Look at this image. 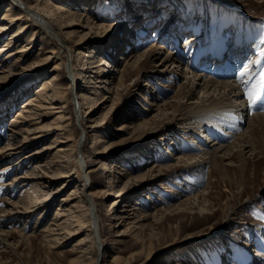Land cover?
Instances as JSON below:
<instances>
[{
	"label": "rangeland",
	"instance_id": "obj_1",
	"mask_svg": "<svg viewBox=\"0 0 264 264\" xmlns=\"http://www.w3.org/2000/svg\"><path fill=\"white\" fill-rule=\"evenodd\" d=\"M11 1L0 0V23ZM20 1L26 3L33 0L12 2L15 4ZM49 1L81 18L78 26L68 29L75 30L76 34L67 37L63 31L56 29L61 40L59 35H53L56 37L50 39L49 31L45 32L38 21L25 13L20 22H14L12 30L0 34L1 48L17 28H22L21 41L16 46L27 47L21 62L23 69L47 57L51 58L48 64L40 68L19 71L20 68L13 66V75L0 82V148L7 145L11 123L24 109L23 103L36 95L43 81L56 75L53 70L55 67H58L62 79L55 89L58 91L59 102L54 103L64 107L63 125L66 127L65 131L55 129H60V123L56 120L58 114L55 113V108L60 105L52 108L47 106L41 110L39 118L23 126L24 132L17 139L27 141L23 151L14 158H2L0 264H70L75 260L78 253L73 252L72 248L78 240L89 234V229L73 237L68 231H57L56 214L60 208L79 202L80 199L73 202L66 200L73 190L80 189L86 183L87 178H90V192L95 195L92 203L99 223L98 232L94 229L99 251H92L90 264H94L98 256L97 264H110L115 258L120 260V264H260L261 258L258 259L256 254L260 251L257 244L264 239V156L248 154L244 172L237 162L226 163L223 169L217 166L213 168L211 163H207L204 171L197 175L196 169L186 170L181 165L177 166L176 158L187 153L188 143L194 141L192 145L197 147L200 137L197 139L195 135L198 131L194 130L195 133L190 134L182 129L179 122L163 135L153 130L145 132V135L144 131L133 135L131 128L138 125L139 121L154 116L157 109L155 105L172 108L169 113L177 109L178 105L173 98L185 80L184 71H187V66L197 62V72L211 62L208 69L213 68L215 59L223 50L226 51L225 56L230 54L233 59L235 73L231 79L238 81L242 74V79L248 77L247 74L256 77L252 82L260 85L257 102L261 100L264 97V85L261 83V73L264 72V0ZM17 11L13 9L9 12L14 19L20 17ZM47 18L43 16V19ZM87 19L90 26L84 23ZM101 24L106 28L99 32L96 27ZM52 32L55 34V30L49 33ZM188 37L197 40L188 43ZM121 38L129 40L130 47L127 46V51L116 53L113 47ZM153 44L156 45L154 57L147 60L139 72L130 76L127 88L120 89L119 94L108 92L109 82L97 83L98 94L109 97L96 115L97 120L106 117V125L98 127L100 130L97 133L91 131L89 124L92 121H88L84 108L88 106L85 102H91L92 98L82 100V109L81 104L75 100L79 90H85L91 96L96 95L92 94L97 89L93 88L95 83L86 78L92 75L90 67L103 58L108 62L104 70L115 71L112 75L107 73L110 76L108 80L113 82L118 76L116 69L125 66L121 57L131 51L136 54L146 53L152 49ZM16 46L9 49H15ZM256 46H259L258 51ZM230 50L234 51L231 53ZM168 51L177 53L180 58L179 77L159 75L158 71L165 70L161 63ZM6 52H0L2 59L6 58ZM83 52L87 55L84 56ZM235 53L238 55L235 56ZM111 54L116 60L119 59L116 63L110 59ZM206 57L210 61L205 63ZM247 66L250 72L244 74ZM71 83L75 85L74 92L69 90ZM199 96L196 92L192 99L182 103L186 106L195 104ZM255 105L251 104L252 107ZM252 115L248 112L246 116L247 126L249 116ZM191 121L192 127L197 124L196 119ZM123 126L127 128L119 130ZM27 131H32V135ZM40 133L45 135L44 138L33 141L35 134ZM98 134L106 140L107 145H112L110 154L120 158L121 165L131 173L128 178L121 175L125 178L124 183L128 182L124 193L126 199L131 201L127 203L141 201L143 196L149 197L145 204L149 216L142 226L133 229L134 236L119 237L116 221L107 214L109 203L118 200L117 193L124 188V183H114L110 189V179L115 178L116 181L120 174L110 177L105 170H98L97 162L100 159L94 154L97 146L94 137ZM262 135L264 140V132ZM68 141L71 142L66 144ZM11 142L16 144L17 141ZM65 145H76L69 161L70 173L74 174L72 184L61 189L67 178H60L64 169L58 167L56 161L59 160V149ZM30 154L36 155L35 160H26L24 164L18 165ZM15 163V167L2 171ZM156 164L173 168L160 172L159 167L153 168ZM152 171V177L144 182L134 184L131 181L137 174ZM26 174L34 176L38 182H52L47 192L46 189L37 192V203L33 200L34 194L30 196L23 190L25 179L21 178ZM17 178L20 181L15 182ZM12 182L14 184L10 187L8 184ZM206 188V201L212 210L198 211L196 205L192 208L182 207L180 210L173 208ZM111 190H114L112 193L115 196H108ZM120 199L117 207H128L124 205V198ZM28 206H32L30 211L33 212L24 215ZM162 207L173 209L162 210L158 214V209ZM141 209L131 214L134 217L131 220L135 219ZM53 234L60 237L59 243H54ZM135 235L141 238L138 246Z\"/></svg>",
	"mask_w": 264,
	"mask_h": 264
},
{
	"label": "bare ground",
	"instance_id": "obj_2",
	"mask_svg": "<svg viewBox=\"0 0 264 264\" xmlns=\"http://www.w3.org/2000/svg\"><path fill=\"white\" fill-rule=\"evenodd\" d=\"M13 1V0H12ZM11 1L9 6L4 12L3 18L1 19L0 23V34H4L7 30H10L14 26V22H20L22 20L23 15L27 14L30 15L32 18H34L36 21L39 22L41 28L45 30V32H51V30H55V34L48 32V37L51 39V37H56L59 34H57V31H63V34H65L67 37H71L72 35L76 34L75 30H68L69 27L78 26L79 22L81 21L80 17H77L74 14H71L69 11H65L62 7L58 5H52L50 4L49 0H33L32 2H16L15 4ZM14 10H18L17 13H19L20 17L17 19H14L12 15H10L9 12H12ZM47 16V19H43V16ZM84 23L87 26H90L89 20L84 21ZM85 25V26H86ZM106 26L99 25L96 27L98 31L105 29ZM58 29V30H56ZM12 30V29H11ZM22 34V28H17L16 32H14L9 39L5 42V45L1 46L0 52L7 51L6 58L2 59L0 57V82L4 79H7L11 77L13 74L11 72V68L17 67L20 68L19 71L27 70V68H40L44 64H48V61H51L50 57H47L45 60L37 61V63L31 64V66H27L25 69H23L22 63L23 57H25V52L27 51L26 46H20L17 44L19 41H21V35ZM56 35V36H53ZM64 35V36H65ZM61 35L58 36V38L61 40ZM196 37V36H195ZM201 37V36H200ZM197 39L193 37H188V43L189 42H196ZM14 41V44L12 42ZM191 42V43H192ZM16 46L15 49H9L11 46ZM81 45V44H80ZM82 46V45H81ZM129 46V40H125L124 38H121L119 41L116 42L114 48V51L117 53V51H127V48ZM156 45H152V49L146 53L143 54H136L134 52H128L125 54L124 57H121L124 60V67L122 69H116L118 71L117 78L110 82L108 79H110V76H107V73H110L109 75H112L115 71H107L104 70L105 65L108 63L103 58L98 60L96 65H92L90 69V73L92 75H87L89 81L92 83H95V86L93 87L95 90L94 93L96 95H88L85 90H79L77 91V95L75 97V100L78 101V104H81V109L83 108L84 102L82 100H86L89 98H92L91 102H85L88 103V106H86L84 109L86 110V117L88 121L91 124H89V128L91 131L100 130V127L102 124L106 121V117L102 120H97L96 115L98 113V110H100L101 106L104 105L105 102H107V98L103 94H98L97 90L99 86H97V83L99 82H109L108 84V92L114 93L115 95L119 94L120 89L127 88V81L130 79V76H133L134 73L139 72L141 70L142 65L152 57H154ZM258 47L256 46V51H258ZM245 49V48H244ZM223 50V49H221ZM245 51V50H243ZM242 51V52H243ZM84 53V52H83ZM226 51H220V54L217 56L218 58L215 59L216 64L213 65V68L208 69V65H205V68L201 71L195 72L197 70L196 63L187 66V71H184V74L186 75L184 82L181 84L180 87H178V91L174 96V100H176V103L178 105V108L175 109L173 112L169 113V111L172 109L165 108V106L155 105L157 107L156 114L152 116L150 119H144L139 121L140 123L138 125H135V127H132L133 129V135L139 133V131H144L149 133L152 130L155 133L164 134L168 129H171L175 124H178V122L181 124L182 129L187 130L190 134L195 133L198 131V134L195 135L197 139L199 138V142L197 143V147H195L193 142L187 145V153L182 154L176 158L177 166L181 165L186 170H195L198 174H201L202 170L206 166L207 163H211L212 167L215 168L216 166L219 168L225 167L228 164H234V162H237L238 167L243 169L244 172V166L247 163V155H252L254 157H259V155L264 156V140H263V132H264V97L256 102V105L254 107L251 106L249 103V100L247 98V93L250 91L259 92V84L253 83L252 81H255L254 76L249 77V66L246 67L244 74H247L249 77H242L240 80L237 81V79H231L233 74L235 72L233 69V59L230 56V54L225 56ZM255 53V52H254ZM124 54V53H123ZM122 54V55H123ZM87 53H84V56H86ZM232 55V54H231ZM238 53H235V56H237ZM83 56V59H84ZM239 57V56H238ZM120 58V59H121ZM202 58V57H201ZM110 59L116 63L117 59L114 55L111 54ZM179 57L178 54H172V52H167V55H165L164 60L162 61L161 65H163V68L165 70L158 71L159 75L163 76H176L179 74L178 72V66H179ZM210 61L208 57L204 59V62ZM213 63V62H212ZM20 66V67H19ZM227 66V67H226ZM235 66V65H234ZM226 69H223L225 68ZM221 68V69H219ZM217 71H216V70ZM237 69V68H236ZM35 70V69H33ZM56 72V75L46 79L43 81L41 86L36 90V95L32 96L28 101L23 103L22 112L17 114V117L15 120L11 123V134L8 137L7 145L0 148V163L3 160L2 158L8 159V158H14L15 156L19 155L22 149L26 146L27 141L24 140L18 141L20 133L24 132V127L26 124L30 123L31 121L35 120V118H39L41 114V110L45 109L47 106L52 108L54 105H60L56 107L58 117L56 120H58V123H60L56 130L65 131L66 127L63 125L65 122V109L61 106L60 103H54L59 102L58 94L55 91L57 86L60 84V80L62 79L59 76L58 73V67H55L53 69ZM215 70V71H214ZM258 71V70H257ZM239 72V71H238ZM191 73V74H190ZM251 74V73H250ZM95 75L96 77H93ZM193 75V76H189ZM246 76V75H245ZM85 77V76H84ZM112 77V76H111ZM179 77V75H178ZM166 78V77H165ZM231 80V81H230ZM237 81V82H236ZM258 81V80H257ZM88 82V81H87ZM106 86V85H105ZM104 86V87H105ZM103 87V86H102ZM103 87V88H104ZM92 88V89H93ZM75 85L74 83L70 85L69 90L71 92H74ZM264 90V88H263ZM93 92V91H92ZM198 92L200 96L197 99V102L195 104H192L190 106H186L185 103H182L183 101H188L189 99H192L194 94ZM102 95V96H101ZM254 108V109H253ZM53 109V110H55ZM154 111V110H151ZM248 112L250 114H254L252 116H249L248 126L246 125V116H248ZM197 120V124L193 127L191 126L193 123L191 120ZM190 120V121H189ZM189 121V122H187ZM195 122V121H194ZM189 123V125H185ZM103 126V125H102ZM126 126L121 127L119 130L124 131ZM194 127L196 129H194ZM19 129L17 131V129ZM127 128V127H126ZM205 128L207 129L205 132ZM195 130V132H193ZM37 131V130H36ZM30 135H32V131H27ZM99 132V131H98ZM185 132V131H183ZM208 133V134H207ZM140 134V133H139ZM36 136L33 138V141H40V139L44 138L43 134L40 133L39 135L35 134ZM143 135V136H144ZM209 138H208V137ZM211 139H214L213 141ZM17 141L16 144L12 143L11 141ZM95 144L97 145L94 154L97 156L100 160L97 162V165H99V169L102 172L105 170L110 174V177L112 175L120 174V178H117L115 181V178H111L110 182L111 186L110 189L113 188L112 184L114 183H124V177L122 178L121 175H125L126 178H128L131 173L130 171L121 165V159L117 156L113 155V153L110 154L112 150V145H107L106 140L102 139L100 135L94 137ZM211 140V141H210ZM71 141H68L66 144H69ZM208 143H211V145H208ZM75 146H62L58 151V158L57 160V166L64 169L62 171V176L60 178H67L66 182L63 184L61 189L68 187V185L72 184L73 182V174L70 173L71 170H69L70 167V156L73 152ZM188 152H194L192 154ZM197 153V154H196ZM36 154V153H35ZM35 154H30L27 157H25L18 165L24 164L26 160H29V162L33 159L35 160L36 156ZM236 159V160H235ZM167 160V158H165ZM17 163L13 165H8V167L3 168L4 170H9V168L15 167ZM158 168L159 171H163L164 169H171L172 166H166L163 167L160 164H156L153 168ZM126 168V170H125ZM204 171V170H203ZM201 172V173H200ZM152 172L150 173H142L137 174L134 176V178H131V181L136 184V182H144L149 177H152ZM36 175V174H35ZM118 176V175H117ZM201 176V175H200ZM244 176V175H243ZM19 178V177H18ZM14 180L15 182L20 181L19 179ZM25 179V183L23 184V190L30 196L34 194V202L37 203L38 191H42V189H46L45 191H48V188L52 186L51 181H37L36 178L29 176L26 174L21 180ZM36 180V181H35ZM121 180V182H120ZM13 181V182H14ZM9 183L8 185L10 187L13 186L14 183ZM86 183L77 190H73V192L68 196L67 202H73V200L80 199L79 202L73 203L72 206L69 207H62L58 210V213L56 214V225H57V231H68L70 233V236H74L76 234H82L83 231L88 230L89 234L87 233V236L81 240H78V242L75 244V246L72 248V251L78 253V256L75 258V260L71 261L70 264H90L91 259L90 256L93 253V250H97L98 245L96 242V234L94 233V229H97L98 232V225L97 219L95 217L94 212V204L92 203L93 197L95 196L93 192H90V178L86 179ZM128 184V182H125L123 187L117 195V201L110 202L109 204V210L107 211V214L116 221V229H118L119 237L126 236V235H132L134 236L133 229H136V227L142 226L143 221H145L148 218L147 210L146 209V201L149 199L148 196H143L141 201H136L135 203H127L131 200L126 199V193H124L125 185ZM209 187V186H208ZM8 189V188H7ZM207 190L201 191L200 193H197L193 196L187 197L185 199V203L179 204L177 206H174L173 208L181 209L182 207H191L193 205H196L199 209L198 211H210L212 209L209 208V205L206 201V195ZM44 191V192H45ZM114 190H111V193H108V196H115L112 192ZM154 193V192H153ZM31 198V197H30ZM120 198H124L125 201V207L123 209H119L117 207V204L119 202ZM121 200V199H120ZM121 202V201H120ZM163 202V201H162ZM29 204V203H28ZM139 204V205H137ZM69 205V204H68ZM119 206V205H118ZM18 207V205H17ZM29 208H26V214H30L33 211L30 209L32 206H28ZM141 209V211L135 215V219L131 220L132 217L131 214L137 212L136 209ZM172 207H169V209H173ZM167 208L162 207L161 209H158L161 212L162 210H169ZM185 210V209H184ZM3 212V211H2ZM21 212V211H20ZM164 213V211H163ZM16 214V213H15ZM22 214V215H23ZM2 219V218H1ZM95 229V230H96ZM92 230V232H90ZM96 232V233H97ZM66 233V232H65ZM57 234H53L54 236V243L60 242V237ZM78 236V235H77ZM137 240V246L138 242H141L140 235H135ZM262 238V235H260ZM259 238V240H260ZM50 242H53L51 240ZM49 242V243H50ZM258 247H260V251L257 252V256L260 257V264H264V239H261L260 242L257 244ZM99 251V250H97ZM256 256V257H257ZM135 257V256H134ZM150 257V254H149ZM94 264H97V259ZM110 264H120V260L118 258H115ZM128 264V263H125Z\"/></svg>",
	"mask_w": 264,
	"mask_h": 264
},
{
	"label": "snow or ice",
	"instance_id": "obj_3",
	"mask_svg": "<svg viewBox=\"0 0 264 264\" xmlns=\"http://www.w3.org/2000/svg\"><path fill=\"white\" fill-rule=\"evenodd\" d=\"M261 83L264 85V72L261 73ZM247 98L249 103L255 105L257 100L259 99V93L255 91H250L247 93Z\"/></svg>",
	"mask_w": 264,
	"mask_h": 264
}]
</instances>
